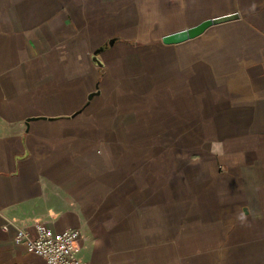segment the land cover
Instances as JSON below:
<instances>
[{"label": "crops", "instance_id": "1", "mask_svg": "<svg viewBox=\"0 0 264 264\" xmlns=\"http://www.w3.org/2000/svg\"><path fill=\"white\" fill-rule=\"evenodd\" d=\"M37 221L86 264H264V0H0V264H44Z\"/></svg>", "mask_w": 264, "mask_h": 264}, {"label": "built area", "instance_id": "2", "mask_svg": "<svg viewBox=\"0 0 264 264\" xmlns=\"http://www.w3.org/2000/svg\"><path fill=\"white\" fill-rule=\"evenodd\" d=\"M32 227L33 235L23 226H17L13 241L24 246L27 252L39 256L44 264H86L76 254L75 243L80 236L78 230L54 232L44 221L34 222ZM7 228V225L2 226L3 230Z\"/></svg>", "mask_w": 264, "mask_h": 264}, {"label": "water", "instance_id": "3", "mask_svg": "<svg viewBox=\"0 0 264 264\" xmlns=\"http://www.w3.org/2000/svg\"><path fill=\"white\" fill-rule=\"evenodd\" d=\"M237 17H238L237 14H228L225 16L204 20L203 22L199 23L198 25H196L192 28H187V29L182 30L180 32H176L174 34H170L168 36H165L162 38L161 41L164 44H168V45L179 43V42H182V41H185L187 39H191V38H194V37L200 35L201 33H203V31L205 29H207L208 27H210L212 25H216L219 23H224V22H227L230 20H234ZM109 43L111 44V42H109Z\"/></svg>", "mask_w": 264, "mask_h": 264}]
</instances>
